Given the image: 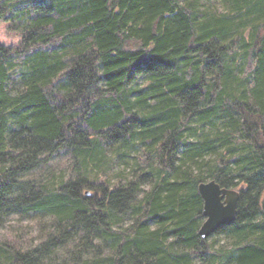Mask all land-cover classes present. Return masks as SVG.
Listing matches in <instances>:
<instances>
[{
  "label": "trees",
  "instance_id": "trees-1",
  "mask_svg": "<svg viewBox=\"0 0 264 264\" xmlns=\"http://www.w3.org/2000/svg\"><path fill=\"white\" fill-rule=\"evenodd\" d=\"M0 20L23 27L0 44V222L55 218L0 264H264V0H0ZM113 145L147 168L96 187ZM59 155L78 179H27ZM209 180L241 193L228 246L199 234Z\"/></svg>",
  "mask_w": 264,
  "mask_h": 264
},
{
  "label": "rangeland",
  "instance_id": "rangeland-1",
  "mask_svg": "<svg viewBox=\"0 0 264 264\" xmlns=\"http://www.w3.org/2000/svg\"><path fill=\"white\" fill-rule=\"evenodd\" d=\"M16 28L12 27V24L7 21L0 20V44L7 47H18L21 41L20 34L23 32V27L15 24ZM22 85L16 82L13 86L15 91L21 90ZM117 145H113L109 149V157L113 159V165H102L99 169V176L96 178L94 171L98 168L93 167L86 169V174L90 175L92 179L96 178V187L110 186L112 188L118 186H127L129 180H137L142 174V169L146 167V159L140 158V149H134L124 151L129 153L128 156H115L114 149ZM76 161L71 156L59 155L55 156L48 164L33 171L28 180H36L38 183L54 181L57 183L62 180L67 181L70 179H78L80 173L75 166ZM143 190L150 188L149 182H143L141 184ZM94 193V192H93ZM143 193H139V197H142ZM205 220V217H204ZM133 222L132 215L129 214L126 217L124 226H128ZM55 223V218L46 216L41 213L31 214L30 216H22L21 214H13L7 217L3 222H0V240H18L21 245L25 247H31L39 244L46 236L52 232V225ZM215 238L219 239L217 247L220 245L228 246V241L224 234L214 235L208 241L212 242ZM180 248V247H179ZM59 256L64 257V253L60 252Z\"/></svg>",
  "mask_w": 264,
  "mask_h": 264
},
{
  "label": "water",
  "instance_id": "water-1",
  "mask_svg": "<svg viewBox=\"0 0 264 264\" xmlns=\"http://www.w3.org/2000/svg\"><path fill=\"white\" fill-rule=\"evenodd\" d=\"M198 191L203 199L205 217L199 234L206 240L221 227L231 225L237 220L241 193L233 188H225L215 180L201 183Z\"/></svg>",
  "mask_w": 264,
  "mask_h": 264
}]
</instances>
